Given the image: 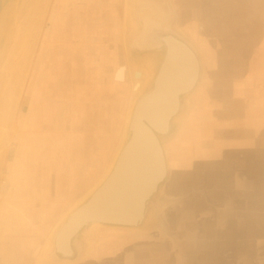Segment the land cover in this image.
<instances>
[{
    "label": "crops",
    "instance_id": "1",
    "mask_svg": "<svg viewBox=\"0 0 264 264\" xmlns=\"http://www.w3.org/2000/svg\"><path fill=\"white\" fill-rule=\"evenodd\" d=\"M169 5L173 25L204 60L203 84L205 72H211V90L193 102L180 129L188 140L167 144L169 173L153 211L154 225L106 229L99 238L113 237L97 240L95 254L103 250L101 259L108 260L118 253L116 263L124 256L125 264H264V0H169ZM122 13L117 0H55L49 44L36 67L38 90L23 117L16 179L0 206V264H18L24 254H38L65 207L108 164L107 128H81L77 113L56 112L57 104L44 99H55L57 87L71 86L64 85L71 71L84 82L82 71L90 58L100 79L111 56L117 57V66L122 62ZM88 39L95 44L92 53L91 44L83 43ZM62 40L80 45L73 49ZM73 55L69 71L65 60ZM82 94L73 108L68 103L71 113L91 107L88 94ZM33 107L34 123L29 117ZM72 133L76 137L68 139ZM30 135L37 142L30 144ZM174 151L185 156L179 165ZM193 152L196 157L187 155ZM93 255L78 264H96Z\"/></svg>",
    "mask_w": 264,
    "mask_h": 264
},
{
    "label": "rangeland",
    "instance_id": "2",
    "mask_svg": "<svg viewBox=\"0 0 264 264\" xmlns=\"http://www.w3.org/2000/svg\"><path fill=\"white\" fill-rule=\"evenodd\" d=\"M117 2L123 9V13L120 14L119 20L120 38L122 37L119 42L122 45L123 49L120 58H122V62H125L127 65H129V67H136L144 72L145 81L143 82L142 89V91H144L152 83L153 76L161 58V53L159 51L157 52L151 49H135V46H133V48H130L129 50L127 49L126 37H128L129 33L133 31L134 28H138L139 24L136 21L137 19L135 17L133 18L127 11L128 5L126 3V0H117ZM54 4L55 0H9L8 4L4 7V10L2 11V14L0 16V206L7 192L11 190L12 185L14 184L13 174H15V172L13 171V169L16 167V164H14L15 156L17 154L18 143L19 141L20 143L22 141L23 130L26 126L23 117L24 114H26L25 112L28 110V102L32 101L33 96L36 95L38 83V73L36 67L43 50L49 44L48 36L53 23ZM50 15L51 19H49ZM156 15L154 16L157 18ZM157 19L160 20L159 18ZM46 29L48 31H46ZM130 39H132V37ZM155 40H160V38H157ZM69 42L70 41L62 40L61 45L62 43L71 44V48L75 49V46H77L78 43L76 44L75 42ZM83 43L87 45L91 44L89 45V50L91 47L92 53V48L93 46H95V44L90 39L86 40L85 42L83 41ZM79 45L80 44H78V46ZM99 45H101L100 42ZM57 49L63 50L64 48L63 46H59ZM98 51L99 48L95 50V53H98ZM150 53H152V55L154 54V57H152ZM76 57L77 56L73 55L71 58L67 57L68 60H65L69 61L68 63H66L65 67L69 71H71V68L68 67L70 65V60L71 62H73L74 58ZM59 58L62 59L63 57L59 56ZM105 58L107 59V57ZM90 60L91 64L86 63V68L82 71V75L86 77V80L84 82H77L76 80H78L79 77L77 76L76 78V75L73 74V72L71 71L70 75L67 77V80L70 82H68V84H64L71 86L57 87L58 93L56 91L55 99H44L47 101L52 100L57 104V106H55L56 108L54 109L56 112L58 108H66L68 111H70L71 115L77 113L75 117H77L79 122L82 124L81 128H88L92 126L99 128H107L110 134L109 136H107L111 146V150L109 152L108 157V164L102 168L101 173H99L97 177H95L93 183L85 191L79 193L77 198L65 207L66 210L64 209L57 219L60 221L64 220V218L67 217V215L70 213V206H72L73 209L76 201H80L81 198L85 197L87 192H89L95 184H99L103 176L110 171L111 166L117 156L116 154L119 153L120 147L126 140L127 125L135 100L137 99L138 95L142 92L140 91L139 93H135L131 91V85L129 84L128 80L126 82H120L119 85L115 84L113 73L115 71V68L117 67L116 56L110 57L108 65L109 70L106 74L104 73V76L101 79V71H95V68L91 67L95 65V62L93 58H90ZM119 62H121V60ZM208 63L210 64L211 62L208 61ZM63 65H65V63H62V66L59 68H62ZM208 68H210V66H208ZM102 75L103 74H101V76ZM210 75L211 72L207 70V72H205V84H203L201 90H199V92L192 91L187 95L185 99V108L183 109L181 114L175 117L174 126L178 127L175 134L171 137H162L163 144H161L164 148L163 150L165 155V151L167 152L168 149V143L169 146L173 142L175 144L184 143V141L188 140V138L190 137L185 134L184 130L180 132V129L185 125L188 113L190 112V109L194 106L193 102L197 101L200 96L203 97L208 95V92L211 90L210 86L212 84V78L210 77ZM63 78H65V76H63ZM80 83L86 84L88 86H73L79 85ZM29 86H31V88ZM48 90L52 89L48 88ZM82 91L85 94H88L89 97L87 101L91 107L88 106L86 108V105H82V109H76L74 112L71 113V111L73 110L71 109L68 103H71L73 108L76 103V100H79V95L83 96ZM51 95L52 94L49 93V96ZM79 110L81 111L79 112ZM35 111H37V109L33 107L29 111V114L32 112V116L30 117V115L28 114L29 117L34 120ZM88 111H90L89 114ZM78 113H80L81 116ZM80 117H84V119H81ZM43 133H45L44 130ZM67 137H69L68 139H72L76 136L72 133V135L69 134ZM62 138L66 137L63 136ZM192 140L195 144H197L195 141L196 136H193ZM196 153H188L187 155L195 156ZM211 155L213 156L212 152ZM171 156H173V158L176 160L175 163H177V165H179L185 157L184 155L179 156L178 153L175 151L172 152ZM165 158L167 161L166 156ZM167 169L169 173V168ZM102 172L104 173L102 174ZM163 186L164 184L160 188V190L162 191L164 190ZM158 200L159 198L152 203L151 212L147 217L148 224L146 225V227L148 228L150 225H154L152 223L154 220V218H152V212L155 210V207H159ZM55 224L53 226H55ZM109 228L119 230L123 228L126 229V227L123 226H92L88 232L90 234L95 233V239L93 238V240L91 241V237L89 234L88 236L86 235L83 237V240L86 244L83 255L89 257L87 258V260L78 263H83L85 261L90 260L93 253V256L96 255L95 246L97 240L99 241L102 240V238L108 239L113 237L111 234H109L105 235V237L99 238L101 232ZM48 241L49 240L46 239V243L41 249V251L38 254H33L31 258H29L26 254L21 256L22 262L18 264H54L51 259H49L48 263H42L43 252L46 253V251L49 249V252L51 253L52 243L46 250V245ZM70 247L71 246H69V248ZM75 251L77 252V250L73 249L71 254L69 252L64 253L62 251L61 253L64 256L68 254L67 257H69L72 256ZM50 255H48L47 253L48 257H50ZM100 255H103V250H100V252L97 253L96 257H94L93 260L96 262V264H102L101 261L107 260L104 257L101 259ZM112 255L113 254H111V256L108 258V262L106 264L127 263L123 255V257L120 258V263H116L118 261L117 256L119 254L115 253L113 256ZM137 255L143 257V252L140 251ZM159 255H165V253L160 252ZM40 257L41 260H39ZM111 261H113L114 263ZM69 263L78 264L76 263V261Z\"/></svg>",
    "mask_w": 264,
    "mask_h": 264
},
{
    "label": "water",
    "instance_id": "3",
    "mask_svg": "<svg viewBox=\"0 0 264 264\" xmlns=\"http://www.w3.org/2000/svg\"><path fill=\"white\" fill-rule=\"evenodd\" d=\"M8 2L9 0H0V16ZM132 5L133 14L137 10V13L134 14V17L138 16L139 13L140 17L138 16V18L141 19L139 20L140 22L138 21L139 29H133V31L137 30L136 33H134L136 40L139 35L142 37V39H144L145 37V40H148L150 37L155 36H157V38L160 37L161 40L162 36H165V39L171 38L172 40L169 46L163 41L162 45L156 46V44H154L156 47L151 45H138L137 47H134L135 49H151L157 52L159 51L161 53V58L153 76L152 83L149 87L142 91L135 100L127 125L126 140L120 147L119 153L117 154L110 171L107 172L105 176H103L99 184H95L91 188V190L87 192L85 197L81 198L80 201H76L72 211L67 215V217L64 218L63 222L59 225V228L54 230L53 240L52 242H50L52 243L51 251L53 250V256L47 258V260L51 259L54 264H63L67 260L72 259H74V262L76 261V263H78L87 260V258L89 257L80 255L78 252L74 258L65 257L63 254H60V256L57 254V256H55L56 253H58L57 248L60 245V232H62V230L65 229L66 226L74 218L77 219L79 223H77V229L75 230V233H73L68 238L67 242L64 240L63 241L67 244V246H71L75 250H77V248H81V245L84 242V230L86 228H89L91 225L93 226L98 223L103 224L104 226H123L133 229H140L148 224L146 214L148 212L149 203L153 200V197L157 192L158 184L163 182L166 175L165 171L164 173L162 171V159L159 153V149L161 151L160 146L162 143L161 141L163 140L162 137L171 135L174 132L170 124L169 128L164 127L165 129H160L158 128V126H156V124L150 122L144 115L141 117V120L145 125L138 126L139 124H137L135 114L139 108V105L142 104L144 100H147V98L156 90L157 84L154 83V79H156L157 77L163 78V73L165 70L164 68H166V64L169 61V55L172 52L176 51V53H174L177 58L180 51H182L183 53H187V51H189L190 55L195 57V66H197V74L195 76V80L189 85V87L183 88L182 91L184 93H189L193 91L195 86L194 82H196L199 78V54L196 51L195 46H193L194 44L183 33H180L178 29L173 25L175 15L173 11L169 8V0H132ZM146 9L151 11L153 17L157 14L156 16L160 19V21H157L155 19V24H157L158 22V27L152 26L150 29H148V31L145 30V32L142 33L141 29H143L146 24H154L152 19L149 16H146ZM135 18L138 19L137 17ZM169 26H171L170 29ZM134 35L132 33L128 40L126 37L128 50L131 48L130 38ZM169 49H171L170 53ZM150 54L152 57H154V54ZM178 96L179 98L177 99V102L178 104H182V99L180 98V95ZM180 107L181 105L177 108L175 104V107L171 108L169 114L170 116L169 119H167V122L172 116L177 114V112L180 110ZM148 154H152L153 158L149 160ZM137 165L145 166V169L142 170L143 172L149 170L153 174H147L146 176L140 177L139 180V178H137L139 177L138 173H136ZM131 187L134 188V190L132 189L128 191V189ZM112 199L115 201L114 205L111 203ZM126 201H128L127 207L130 206L129 209H127L126 207L127 210L124 209V204H126ZM94 203H97L96 205L98 206L94 205ZM102 203H104V205ZM99 205L107 206L109 208L102 210V207H99ZM135 207L139 209L137 212ZM81 211L85 213L84 216ZM142 213L144 214L142 215ZM91 214H94V216H91ZM46 247H48V245Z\"/></svg>",
    "mask_w": 264,
    "mask_h": 264
},
{
    "label": "bare ground",
    "instance_id": "4",
    "mask_svg": "<svg viewBox=\"0 0 264 264\" xmlns=\"http://www.w3.org/2000/svg\"><path fill=\"white\" fill-rule=\"evenodd\" d=\"M126 3H127V5H128V9H127V11L130 13V15L134 18V14H136L137 13V10L134 12V14H133V9H132V7H133V5H132V0H126ZM148 8V7H147ZM147 10V9H146ZM145 10V13H146V16H149L151 19H152V21H153V23L154 24H149L148 23V25L146 24V26L143 28V29H141V31H142V33H144L145 32V30L146 31H148V29H150L152 26L153 27H158V22H157V24H155V19L157 20V21H160V20H158L155 16L153 17L152 16V13H151V11L150 10H147L146 11ZM68 13V12H67ZM138 16L140 17V15H139V13H138ZM138 16H135V17H137L138 18ZM142 16V15H141ZM152 16V17H151ZM49 19H51V15L49 16ZM72 19V18H71ZM139 20H141L140 18H138L136 21L138 22ZM64 22H65V20H64ZM140 22V21H139ZM139 22H138V24H139ZM68 23V22H67ZM70 23V22H69ZM147 23V22H146ZM56 24V23H55ZM117 27V26H116ZM70 29V28H69ZM139 29V28H138ZM46 31H48L47 29H46ZM136 31L137 30H135V31H131L130 33L132 34L133 33V35H134V33H136ZM129 33V35H128V37H127V40H128V38L130 37V34ZM53 35H54V33H53ZM84 36V35H83ZM163 37V39L161 40H155V39H157V36H155V37H150L148 40H145V37H144V39H142V37L139 35L138 37H137V40H136V37H135V35L132 37V39H131V48H133V46H135V47H137L138 45L139 46H149V45H151V46H153L154 44H159L160 43V45L163 43V41L169 46V43L171 42V38L169 39V38H167V39H165V36H162ZM158 38H160V37H158ZM130 40V39H129ZM153 44V45H152ZM133 45V46H132ZM193 46H195V45H193ZM195 48H197L196 46H195ZM169 50H171V49H169ZM196 51L198 52V50L196 49ZM175 53H176V51H174ZM174 52H172L170 55H169V61H168V63L166 64V68H164L165 70H164V75H163V78H161V77H157V80H155L154 79V83H156L157 84V87H156V90L153 92V94H151L148 98H147V100H144L143 102H142V104H140L139 105V108H138V110H137V112H136V120H137V124H139L138 126H141V125H145L144 123H143V121L141 120V117L144 115L150 122H152V123H154V124H156V126H158V128H167V119L169 118V114H170V111H171V108H173V107H175V104H176V107L178 108L180 105H181V107H180V109L181 110H179L178 112H177V114L174 116V117H176V116H178L179 114H181V112L183 111V109L185 108V102H183L182 104H178V98H179V96L178 95H180V92L182 93L183 91V88H185V87H189V85L195 80V76H196V74H197V66H195V57H193V56H191L190 55V52L189 51H187V53H183L182 51H180L179 52V55H178V58H177V56L175 55V53ZM170 53V52H169ZM199 53V52H198ZM48 55V54H47ZM171 55H173V56H171ZM175 55V56H174ZM34 60V59H33ZM51 61V60H50ZM55 65V64H54ZM107 66V65H106ZM28 74V73H27ZM29 77V76H28ZM144 77H145V74H144V72L141 70V69H139V68H136V67H129V65H127L125 62H120L119 64H118V66L115 68V71H114V73H113V78H114V80L115 81H117L118 83H120V82H123V81H127L128 80V82H129V84L131 85L130 86V89H131V91H133V92H135V93H139L140 91H142V89H143V82L145 81L144 80ZM155 78V77H154ZM26 80H27V78H26ZM18 84V83H17ZM8 85V84H7ZM26 85V84H25ZM18 86V85H17ZM30 88H31V86H29ZM25 89V88H24ZM38 90V89H37ZM26 91H28V90H26ZM5 93H7V92H5ZM8 95V94H7ZM188 95V94H187ZM8 97V96H7ZM6 97V98H7ZM147 97V96H146ZM8 99V98H7ZM182 101V100H181ZM191 101V100H190ZM32 115H30V117H31ZM34 119H32L31 121L34 123V121H33ZM30 122V121H29ZM135 123V122H134ZM28 127V126H27ZM174 124H173V129H174ZM29 128V127H28ZM76 128V127H75ZM164 128V129H165ZM168 128H169V121H168ZM29 129H32V128H29ZM30 132V131H29ZM32 132V131H31ZM176 132V131H175ZM175 132L172 134V135H174L175 134ZM134 133H135V130H134ZM30 134V133H29ZM22 136V135H21ZM164 137H169V135L168 136H164ZM22 139H24L23 138V136H22ZM30 140H29V142H30V144H33L34 142H37V139H39V138H31V135H30V138H29ZM24 141V140H23ZM28 141V140H27ZM34 141V142H33ZM162 142V141H161ZM38 143H39V141H38ZM162 144H163V142H162ZM162 144H161V151H160V149H159V153H160V155H161V163H162V171H163V173H164V171H165V173H166V175H165V178H164V180H163V182L162 183H160V184H158V186H157V192L155 193V195H154V197H153V200L149 203V207H148V212H147V214H146V218L148 217V215H149V213L151 212V207H152V203L154 202V201H156L158 198L160 199L161 198V190H160V188H161V186L164 184V182L166 181V179H167V177H168V169L166 168L167 167V161H166V158H165V154H164V148H163V146H162ZM31 146V145H30ZM158 146V145H157ZM22 149V148H21ZM168 150V149H167ZM26 152V151H25ZM18 153H20V152H18ZM22 153V152H21ZM27 154V153H26ZM129 154H130V152H129ZM153 154V153H152ZM152 154H148V158H149V160L151 159V158H153V155ZM18 155V154H17ZM16 155V156H17ZM117 155V154H116ZM19 156V155H18ZM130 156H131V154H130ZM23 157V156H22ZM22 160V159H21ZM20 160V161H21ZM109 161V160H108ZM14 164H16V162L14 161ZM13 164V165H14ZM13 165H12V167H13ZM15 166V165H14ZM145 166H143V165H137V168H136V173H138V176L139 177H137V178H139V180H140V177H143V176H146L147 174H150V173H152L151 171H149V170H146V172H143L142 170L143 169H145L144 168ZM109 168V167H108ZM141 168V169H140ZM164 169V170H163ZM15 170H16V167L13 169V171L15 172ZM167 171V172H166ZM184 171V170H183ZM104 172H102V174H103ZM162 173V174H163ZM21 174H23V173H21ZM153 174V173H152ZM22 176V175H21ZM101 176V175H100ZM105 176V175H104ZM15 179H16V175L15 174H13V182H15ZM153 185V184H152ZM134 190V188H129L128 189V191H130V190ZM133 192V191H132ZM128 194V193H127ZM126 194V195H127ZM125 195V196H126ZM104 196V195H103ZM127 197V196H126ZM128 200H131V199H128ZM104 201H105V199H104ZM103 201V202H104ZM159 201V200H158ZM127 202L128 201H126L125 203L126 204H124V209H126V207H127ZM97 203H100V202H97ZM97 203H94V205H96ZM111 203L114 205L115 204V201L112 199L111 200ZM103 205H104V203H102ZM96 206H98V205H96ZM92 207H94V206H92ZM99 207H102L101 209L102 210H104V209H106V208H109V207H107V206H101V205H99ZM5 208V207H4ZM96 208V207H95ZM130 208V206H128L127 207V209H129ZM70 212L72 211V206H70ZM92 209V208H91ZM97 209V208H96ZM126 209V210H127ZM135 209H136V212L139 210V209H137V207H135ZM3 210H5V209H3ZM65 210H66V208H65ZM82 211H84V210H82ZM81 211V213H83V216L85 215V213L84 212H82ZM5 212V211H4ZM8 212V211H7ZM6 212V215L8 214ZM80 212V211H79ZM79 212H78V214H79ZM144 213H142V215H143ZM152 215V214H151ZM91 216H94V214H91ZM78 218H79V215H78ZM75 219V218H74ZM72 219V221L66 226V228L65 229H63L62 230V232H60V236H61V239H59V243H60V245H59V247L57 248V250H58V253H56V255L55 256H57V254L60 256V254H62L61 253V251L62 252H64V253H67V252H69L70 254H71V252L73 251V249L70 247L69 248V246H67V244L66 243H64V241H66L67 242V240H68V238L73 234V233H75V230L77 229V223H78V220L77 219ZM2 221H4L3 219H2ZM59 220H57L56 221V224H55V226H53V228H52V230H51V233L47 236V239L49 240L48 242H47V245H48V247L51 245V243L50 242H52V240H53V236H54V230L55 229H57V228H59V225L63 222V220L62 221H60L59 223ZM79 224V223H78ZM58 225V226H57ZM96 225H103V224H95V225H93V226H96ZM92 227V225L89 227V228H86L85 230H84V234H83V237L84 236H88V234L90 235V239H91V241L93 240V238L95 237V233L93 234H90L88 231H89V229ZM91 231V230H90ZM95 239V238H94ZM64 240V241H63ZM84 241V240H83ZM91 244V243H90ZM46 245V246H47ZM48 247H46V250H47V248ZM78 247H79V245H78ZM85 247H86V244H85V242H83L82 243V245H81V248L79 249V248H77V252L80 254V255H83L84 254V251H85ZM88 247V246H87ZM87 249V248H86ZM49 251V249L46 251V253H44L43 252V255H42V259H43V261H42V263H48L49 262V260H47V258H49L48 256H47V253H48V255H50V252H48ZM53 251V250H52ZM51 251V255H50V257H52L53 255H52V252ZM77 252L75 251V253L74 254H72V256H69L68 258H74L75 257V255L77 254ZM55 254V253H54ZM68 255V254H67ZM67 255H65V257H67ZM91 255V254H90ZM39 260H41V257H40V259ZM73 260L74 259H72V260H67L68 262H64L63 264H67V263H69V262H73ZM40 262V261H39ZM70 264V263H69ZM73 264V263H72Z\"/></svg>",
    "mask_w": 264,
    "mask_h": 264
},
{
    "label": "flooded vegetation",
    "instance_id": "5",
    "mask_svg": "<svg viewBox=\"0 0 264 264\" xmlns=\"http://www.w3.org/2000/svg\"><path fill=\"white\" fill-rule=\"evenodd\" d=\"M169 8H170V10H172L173 11V9L171 8V6L169 5ZM170 27L171 26H169V29H170ZM181 33V32H180ZM169 35H170V33H169ZM170 44V43H169ZM157 45H160V43L159 44H156V46ZM162 45V44H161ZM154 47H156L155 45H153ZM198 50V49H197ZM199 51V50H198ZM169 52H170V50H169ZM199 55V58H200V69H199V78L197 79V81L196 82H194V84H195V86H194V89H193V92H199V90H201V88H202V86H203V71H204V60H203V58H202V56H201V54H200V52L198 53ZM155 80H157V78L155 79ZM192 92V91H191ZM191 92H189V93H191ZM189 93H184V92H182V93H180V98L182 99V102H185V99H186V97H187V94H189ZM181 110V109H180ZM175 116V115H174ZM174 116H172L171 118H170V120H169V124H170V126L173 128V124H175V117ZM169 119V118H168ZM167 128H168V122H167ZM178 129V127H174V129H173V132H175L176 130ZM168 136V135H167ZM172 136V134L171 135H169V137H171ZM165 153H166V157H167V152L165 151ZM169 163V160L167 159V164ZM167 168H169V164L167 165Z\"/></svg>",
    "mask_w": 264,
    "mask_h": 264
}]
</instances>
